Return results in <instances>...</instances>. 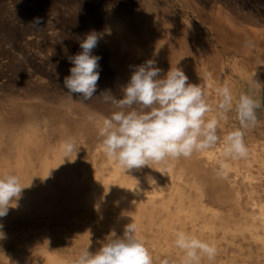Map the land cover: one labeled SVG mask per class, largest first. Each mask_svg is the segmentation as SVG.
<instances>
[{"label": "bare ground", "instance_id": "bare-ground-1", "mask_svg": "<svg viewBox=\"0 0 264 264\" xmlns=\"http://www.w3.org/2000/svg\"><path fill=\"white\" fill-rule=\"evenodd\" d=\"M129 4L113 5L106 12L102 11L106 16L103 21L96 16L99 10L93 7H82L79 12L82 24L79 26L84 28L85 34L95 31L104 40L106 45L101 47V54L107 61L102 59V70L104 74H109L110 68H114L116 80L102 83L87 101L82 102L79 94L69 93L66 98L59 93L57 98L49 96L48 100L56 105L55 109L63 118L85 121L75 126L68 122L60 124L61 137L57 140V146H53L52 155L48 151L51 144L37 141L28 133L21 137V141L17 137L11 140L14 144L10 152L0 150V176L12 172L19 177L23 187L20 198L15 202L16 206L10 207L7 216L0 218V224L3 225L0 231H3L5 238V264H72L82 250L88 249V244H84L86 241L89 243L93 234L101 240L109 229L115 233L124 224L130 223L136 226L138 232L147 229L149 238L146 235L140 237L152 244L157 239L173 243L177 232H185L212 243L219 249L215 258L217 264H264V115L254 127L244 131L248 153L243 158L225 155L223 139L228 132L222 136L218 133L220 140L214 147L194 152L189 158L151 164L153 170L146 174L137 172V169L124 171L118 163L107 157L104 150L99 149L102 143L97 147L99 151L97 148L94 151L90 161L93 165L89 164L91 168L87 166L88 162L83 165L82 157L74 152L82 147L79 144L83 142L82 136L88 135L85 132L92 128L86 120L94 119L95 126L96 123L98 126L99 120L103 121L115 110L114 106L105 102L101 93L110 90L116 99L123 98V87L130 80L134 67L147 60L155 61V66L162 69L161 78L171 68H179L187 75L189 83L204 88L213 107L206 118L218 116L222 121L218 125V132L223 131L224 127L229 126L231 129L239 124H231V115H236L234 108L229 112L230 116L229 113L226 118L220 116L217 89L224 85L231 89L230 82L233 81L236 83L233 85L236 89L233 90V97L238 98L244 94L241 83H250L252 75H263V71L257 67V53L248 50L241 56H237L239 53L223 54L227 51L223 52L217 48V44L199 37L185 16L178 14L179 8L175 12L166 8V5L147 2L138 12L136 7H132L134 4ZM220 12V19L234 23L235 20L229 14L226 15L227 12ZM263 44L262 41L261 48ZM222 49L227 50V46ZM232 74L236 78H232ZM262 88L264 85L258 88L259 94H262ZM42 97V91L29 90L23 93L21 99L37 101L39 98L42 100ZM258 103L264 106V101ZM74 131L77 134L75 138ZM68 142L74 144L75 150L65 158L63 147ZM222 165L226 167L222 168ZM190 168L198 174L196 182H192L185 171ZM188 179L189 191L194 185L195 194L200 197L196 203H188L181 196L184 194L181 189L186 186ZM205 179H209L208 184L204 182ZM206 195L211 196V201L226 199L228 210L224 212L213 207L212 210L206 208L203 199ZM11 247L13 250H8ZM89 251L94 253L97 247Z\"/></svg>", "mask_w": 264, "mask_h": 264}, {"label": "rangeland", "instance_id": "rangeland-1", "mask_svg": "<svg viewBox=\"0 0 264 264\" xmlns=\"http://www.w3.org/2000/svg\"><path fill=\"white\" fill-rule=\"evenodd\" d=\"M75 1L76 0H0V150H8L10 152V150L13 148L12 144H14L12 141L16 140V137L21 141V137L28 133L31 136L37 138V141L43 140L46 143L48 142L49 145L51 144L52 146L49 147L48 151H50L49 153L52 155L54 150L53 148L57 146V140H59V137H61L59 134V131L61 130L60 124L62 122L67 124L68 122L72 126H75L76 124L85 121L84 119H74L69 121L68 119L63 118L64 116H60V113H58L57 109H55L56 105L52 104L48 100L50 97H56L59 95V93L60 95H64V97L68 94L67 89L63 86V79L65 76L70 74L69 69L72 67L68 57L74 56L81 51L80 41L86 35L83 30L84 28L80 27L82 24L80 23L79 12H81L82 7H93L97 11L99 10L101 13L102 11L106 12L108 8H112L113 5H127V3H130L128 6H132L136 1H138L132 6L136 7L138 12H140L139 8L141 9V6L147 2L159 3L163 6L166 5V8L169 10H174L175 12L179 10L178 14H181L182 17L185 16L184 18H186L194 26V29L198 33L199 37H201L203 40H208V42L212 44H217V48L221 49L223 52L227 51V53L222 52L223 54L237 55L239 53L237 56H241L242 53H247L248 50V52L257 53L256 58L259 57V63L257 67L259 66L258 69L263 71V73L261 72L263 75L262 77H255L252 75L251 82H246L243 84L241 83L240 87H242L244 94L249 95L257 102L264 101V88H262V94L258 93V88L264 85V44L262 48L260 46L262 41L264 43V0H111L112 2L110 0H93V2L92 0H78V3ZM79 3L81 5H79ZM212 6H214V8ZM222 11L223 13L225 12V14L227 12L226 15L228 16L229 14V17L231 19L233 18V21L235 20V25L234 23L231 24L224 19L222 20V18L220 19L218 14L219 12L222 13ZM228 11L230 12L228 13ZM99 12L97 13L98 15H96L97 18H99L100 21L106 20V16L104 15L105 13L103 12V14H100ZM238 16L240 20H237L239 19ZM37 19H39L40 23L34 24L33 22ZM209 31L211 33H209ZM241 37L243 39H241ZM239 38L243 42L239 40ZM105 45L106 44L104 43V40L101 38L98 42V46L93 49L92 53L93 55H98L101 57L99 60V65L101 63L99 67V73H102L103 76L102 74L100 75L101 77H99L97 87L101 86V84H104L106 81L109 82L111 79L116 80L115 78L117 76L114 68H110L109 74H104V70H102V61H107L101 54V50L105 47ZM225 46H227V50L222 49ZM217 52H219V50ZM231 76L232 78H236V76L233 74ZM230 83L232 84L230 85V87L232 86V91L236 90L233 86L236 83H233V81ZM29 90L42 91L44 98L42 97V100L39 98L37 101H25L24 99H21L23 93L29 92ZM234 94L235 91H233V95ZM237 99L238 98H234V103ZM256 114L257 119L259 120L264 115V106L258 108L256 110ZM233 115L234 114L231 115L233 118L231 120V124L232 122H234L236 125L239 124L238 127H234L235 129H239L241 127L240 122L237 118V115ZM228 116H230V113ZM94 122V119L86 120V123L92 125V128L89 129V132H85V134L88 133V135L82 136L81 139L84 143H79L80 145L82 144V147L74 151L82 157L83 165L88 164L87 166L89 168H91V165H93L90 161L93 154L95 153V149L99 147V144L102 143L98 132L103 121L99 120L98 126L97 123L95 126ZM220 122L222 123V121L219 120V124ZM219 128L220 126L218 129ZM234 128L229 129V126H227L226 128L224 127L223 131L219 130L218 133L222 136L224 135V132L230 133L231 131H234ZM90 134L91 136H89ZM75 135L77 134H75L74 131V138ZM94 136L97 138L94 139ZM98 138L100 139L98 140ZM83 144H86V146ZM99 149L103 150L102 147H99ZM96 153L98 152L96 151ZM13 164L14 163H11V165ZM37 166L40 168L39 165ZM190 169L185 171L187 172L188 177H191H189L191 181L193 180L192 182H196L198 179V174L193 172V169H191V172ZM134 170H139L137 172L141 171V174H146L147 172L150 173V171L153 169L150 166H144L140 169ZM159 171L161 172L162 169H159ZM11 173L12 172L9 174ZM190 179L186 181L187 183L184 181L186 186L181 189L182 191L184 190V194H181V196L183 200L188 203H196L200 197L195 194L196 190L194 189V185H192V191H189L188 184L190 183ZM208 180L209 179H205L204 182L208 184ZM195 188L200 189V187ZM201 188H203L202 185ZM183 196H185V198ZM206 196L203 199L206 202V208L209 210H212L213 208L215 210H222L224 212L228 210V201L226 199L220 202L216 199L211 201V196ZM127 225L128 224H124V226H122L120 230H117L115 234H119L117 236H122ZM144 230L145 232H138L136 230L137 234H139L138 236L140 237L141 235H146L147 238H149L150 232L147 229ZM113 231V229H109V231L106 233L107 235H111ZM118 231L120 233H118ZM102 233L103 232L100 234ZM100 234H98L99 237L102 236ZM107 235L103 236V238L99 240L100 238H97V236L93 234L92 238L89 240V243L86 241L84 245L88 244L87 247L89 249L96 246L98 250L102 246L101 244L105 242V239L111 238L109 235ZM140 238L142 239V237ZM143 241L151 252V256L153 255V264H163L164 260H168L169 264H183L184 252L175 246V242L171 243L168 241L167 243H164L165 241L157 239L154 244H152L146 242L147 240ZM210 244L212 245V243ZM215 248L216 255L214 259L209 260L206 256H202L199 263L217 264V262H215V258L217 257L219 249L218 246ZM8 250L12 251L13 247H11V249L9 248ZM166 251L169 252L168 255L166 254ZM223 252H225V249ZM0 263L5 264V238L0 240Z\"/></svg>", "mask_w": 264, "mask_h": 264}, {"label": "clouds", "instance_id": "clouds-1", "mask_svg": "<svg viewBox=\"0 0 264 264\" xmlns=\"http://www.w3.org/2000/svg\"><path fill=\"white\" fill-rule=\"evenodd\" d=\"M101 38L95 31L89 32L80 41L81 51L68 57L72 67L63 79V86L70 95L79 94L82 102L91 99L97 90L101 57L92 53ZM161 72L155 61L147 60L134 67L123 87V98L116 99L110 90L101 93L115 110L103 120L98 135L107 157L124 171L189 158L194 152L214 147L220 140L218 116L206 118L213 107L204 88L189 83L187 75L179 68H171L162 78ZM217 95L220 116L226 118L234 108L241 126L224 137L225 155L246 157L244 130L258 123L256 110L261 104L243 93L234 103L227 85L218 88ZM74 150L73 143H66L65 158ZM22 190L18 176H0V218L7 216L10 207L16 206ZM2 228L0 224V230ZM2 238L4 233L0 231ZM175 246L184 252L183 264H199L202 256L212 260L216 255L213 245L185 232L176 233ZM72 264H153V258L137 235L136 226L130 223L122 236L113 232L97 251L82 250ZM163 264L169 261L164 260Z\"/></svg>", "mask_w": 264, "mask_h": 264}]
</instances>
